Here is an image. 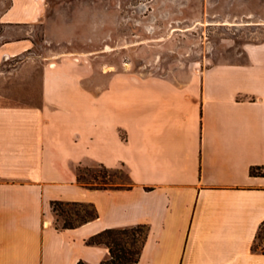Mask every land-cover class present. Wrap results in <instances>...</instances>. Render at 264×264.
Segmentation results:
<instances>
[{
  "label": "crops",
  "instance_id": "1",
  "mask_svg": "<svg viewBox=\"0 0 264 264\" xmlns=\"http://www.w3.org/2000/svg\"><path fill=\"white\" fill-rule=\"evenodd\" d=\"M42 2L9 0L0 24L31 25ZM30 48L0 42V64ZM243 51L184 82L103 73L93 90L65 59L18 91L0 83V264H101L109 249L88 240L139 225L148 231L136 264H264L252 249L264 174L249 173H264V42ZM85 163L122 166L128 183L81 184ZM54 202L92 205L97 217L61 229Z\"/></svg>",
  "mask_w": 264,
  "mask_h": 264
},
{
  "label": "rangeland",
  "instance_id": "2",
  "mask_svg": "<svg viewBox=\"0 0 264 264\" xmlns=\"http://www.w3.org/2000/svg\"><path fill=\"white\" fill-rule=\"evenodd\" d=\"M40 16L31 25L11 30L0 24V42L27 39L31 48L0 64V82L18 91L21 79L38 77L61 60H72L90 73L98 90L115 72L140 77L159 76L184 82L218 63L242 62L246 44L264 42V0H43ZM0 0V15L9 7ZM36 84V82L34 83ZM17 95V94H16ZM81 184L105 187L128 183L124 167L111 171L94 163L76 166ZM89 207L52 206L56 224ZM145 229L115 231L101 238L120 243L131 255L114 264H132ZM255 246L264 248V227ZM115 248V246H113ZM129 257V259H128Z\"/></svg>",
  "mask_w": 264,
  "mask_h": 264
},
{
  "label": "trees",
  "instance_id": "3",
  "mask_svg": "<svg viewBox=\"0 0 264 264\" xmlns=\"http://www.w3.org/2000/svg\"><path fill=\"white\" fill-rule=\"evenodd\" d=\"M257 170H260V171L256 172ZM249 173H250V175H259V176H262L264 174L261 171V169H259L257 167L250 168ZM104 187L105 186L102 183L98 185V188H104ZM57 203H60V202H54V203H52V206L57 204ZM61 204H63V203H61ZM64 205L89 207L91 209V211L88 212V211L84 210L82 215H80L79 213H74L73 216L65 217L63 219L62 225L61 226L57 225V227H59L61 229L74 228L80 224H83V223L88 222L90 220H94L97 217V213H96V211L92 205H83V204H76V203L64 204ZM263 227H264V221L260 224V226L257 230L256 236H255V239L253 241V245H252V249L254 251H259L261 254H264V248H261V249L257 248L255 246V243H256V240L259 239V235H260V232H261ZM140 229H145V234L142 238L141 246H140V249L137 253V257L135 260L132 261V264H136L138 261V256H139V253L141 251L142 245L146 239V235H147V231H148L146 226L139 225V226L123 228V229H108V230H105V231L93 236L92 238H90L88 240V244H90V245H99V244L105 245L109 249V258L106 261L102 262L101 264H114L115 260H118L122 257L125 258L126 256L131 255V252L125 251V249L121 247L120 243H115V242H112V244L111 243H105V242L101 241V238H103L105 235L111 234L115 231H119L123 234L130 231V232H132L133 237L131 239V242L129 243V246L134 247L136 244V241H137V239L134 237V234ZM113 246H115V248ZM126 259H127V257H126ZM128 259H129V257H128ZM77 264H86V263L79 261Z\"/></svg>",
  "mask_w": 264,
  "mask_h": 264
}]
</instances>
